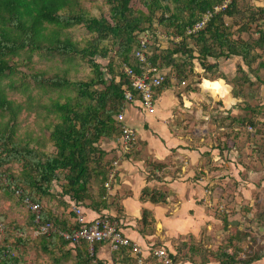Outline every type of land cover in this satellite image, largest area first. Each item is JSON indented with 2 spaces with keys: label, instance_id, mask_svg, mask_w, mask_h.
I'll use <instances>...</instances> for the list:
<instances>
[{
  "label": "trees",
  "instance_id": "obj_1",
  "mask_svg": "<svg viewBox=\"0 0 264 264\" xmlns=\"http://www.w3.org/2000/svg\"><path fill=\"white\" fill-rule=\"evenodd\" d=\"M141 9H134L130 4L131 0H104L107 16L104 13L99 15L89 14L83 7L81 0H0V110L8 118L4 123V129H0V168L11 162L19 163L18 173H12L9 168L0 172V178L4 182L1 189H6L13 193L12 187L20 188L32 199L40 201L41 197H46L49 201H55L61 208H67L70 203L82 205L84 199L89 200V205L98 213L100 207H107L104 182L110 167L111 158L105 159L107 152L103 150L98 142L101 138L114 139L119 134V123L116 115L122 107L125 90L131 89L125 74L121 72V63L127 62L133 66L136 72H140V65L133 57V50L138 44L139 36L150 33L152 39H160V33L168 38L179 37L178 40L169 39L171 46L160 48L159 44L149 46L148 60L157 67L167 69L165 79L160 88L170 82L174 77L178 81L187 77L186 67L192 69V60L196 59L203 68V72H214L219 68L220 61L231 57L239 58L241 70L244 75L234 76L235 92L234 97L249 96L254 99V92L246 91L239 86L251 84L252 78H256L259 83L264 84V30H259L258 37L244 40L240 33L248 28L246 23H242L236 32L231 29V25L225 22L224 17H233L237 11V0H231L227 6L214 12L216 5H221L223 0H139ZM211 11L212 15L205 23L204 27L195 34H186V28L192 26L206 11ZM263 14L264 7L252 11L249 15L251 20L259 17L255 13ZM159 13V14H157ZM258 15V14H257ZM171 28L167 33H163L156 28L154 23ZM75 25H81L91 35L84 47H79L68 36H63L65 29ZM110 40L116 49H109L102 46L104 41ZM260 50V52L257 51ZM26 53L30 58L33 52H38L45 60L53 61L55 56L71 58L80 55L86 58L89 63L92 75L87 78L71 80L65 75H54L48 78L35 76L37 86L42 83L54 88L72 89L75 92L73 97L67 96L65 101H53L45 108L47 112L55 114L58 121L49 131L48 139L54 146V152L47 153L43 150V145L36 143V147H31L28 142L21 143L13 139L14 126L17 114L22 108V104L13 106L8 100L2 82L5 78L14 74L15 68L10 62L13 56ZM114 51V55H112ZM119 58V61H115ZM242 65V67H241ZM120 68L115 72V68ZM247 67V69H245ZM238 68V67H237ZM217 78H226V73L220 72ZM222 79H213L217 92L223 94L225 98L234 102V98L229 93V86ZM210 79H202L200 87L206 85ZM42 82V83H40ZM10 88H17L14 81L9 79L7 84ZM159 87H157L159 89ZM236 87H239L236 89ZM155 88L154 90H158ZM26 87H24V90ZM222 90V91H221ZM234 90V88H233ZM134 93V92H133ZM140 100V98H138ZM141 103V101H140ZM257 107H263L264 105ZM249 104L240 107L241 114L236 116H225L234 125L246 127L247 125L256 128L260 125L257 119L251 116L257 108ZM254 110V111H253ZM224 121V119H223ZM12 122V124H10ZM264 128V124L263 127ZM264 132V129H263ZM232 139V137L226 136ZM233 145L234 142L232 141ZM220 153L228 150L226 145L218 146ZM129 155V154H127ZM126 155V156H127ZM59 172L63 173L64 183L61 190L53 191V184L59 180ZM144 187L141 191L140 200L148 199L153 203L163 202L166 193L160 189ZM264 190V185H263ZM38 195V196H37ZM67 201H64L65 197ZM50 202V203H51ZM49 204V203H48ZM49 206V205H48ZM46 206V207H48ZM45 206L42 209V221H52L56 226H64L66 220H61L55 216V220L44 215ZM49 208V207H48ZM50 209V208H49ZM100 211V212H99ZM71 212V211H70ZM72 213V212H71ZM28 220H24L23 226H32V215L27 214ZM149 211L143 210L141 213V224H148L147 217ZM4 221V214L1 216ZM72 217L73 213H72ZM259 223L264 226V211L257 217ZM117 219V218H116ZM118 220V219H117ZM9 223V221L7 222ZM58 223V224H57ZM59 223L61 225H59ZM151 223V220H150ZM226 228L229 221L223 219ZM5 224V221H4ZM10 226H15L9 223ZM6 227V226H5ZM77 224L71 222L67 228H76ZM65 228V226L63 227ZM230 236V252L222 251L213 255H203L201 262L209 260L217 261V264H250L253 260L260 258L258 250L243 259H239L238 252L242 251L239 245H232L233 239L243 240L237 232ZM56 234L42 237L40 247L42 250H49L55 246L68 245L63 252L67 256L76 252L74 258L68 260L69 264H90L92 260L101 263L95 256H90L87 252V243L81 242L74 247L68 242L55 237ZM12 235L5 231V235L0 239V264H17L19 258L11 254L12 245L8 243ZM17 242L24 244L22 236H14ZM192 243V242H191ZM188 250L183 255L172 253L169 250L173 261L189 260L193 262L192 254L194 247L189 244H182ZM257 245V244H256ZM253 248V245H250ZM252 250V249H251ZM122 261L128 260L124 249L120 252ZM85 256V257H84ZM117 255H114V258ZM61 259V258H60ZM149 264H158L155 258L147 259ZM61 264L60 260L56 261Z\"/></svg>",
  "mask_w": 264,
  "mask_h": 264
},
{
  "label": "crops",
  "instance_id": "obj_2",
  "mask_svg": "<svg viewBox=\"0 0 264 264\" xmlns=\"http://www.w3.org/2000/svg\"><path fill=\"white\" fill-rule=\"evenodd\" d=\"M159 40L160 48L168 46L166 39ZM192 61L198 64L195 59ZM224 62L219 64V69L223 72L226 67ZM169 68L163 70L167 72ZM197 68L200 69V66ZM202 79L207 78H201L200 82ZM184 84L171 77L169 83L154 90L151 112L142 108L138 96L124 105V122L134 130L136 137L134 148L129 155L123 156L118 153L120 145L118 135L114 136V139H100L99 146L111 154L112 160L118 158V162L115 177L110 188L106 190V197H102L107 207H100L99 210L117 218L120 233L144 250L163 246L176 255L179 250L178 255H183L188 247L181 246V243L186 242L188 246L194 247V253L197 252L195 255L202 258L204 253L201 252L199 242H205L208 237H203L201 230L203 227L207 229L214 225L217 227L219 219L215 213L222 201L224 207L234 206L232 210H226L222 217L229 221L227 227L244 228L251 234L250 229L256 226L258 231H263L261 237L263 240L260 241V237H256L255 233L250 236L256 238V244L260 242V245H264V226L257 218L261 212L256 214V220L250 217L249 212V222H245L242 217L245 205L255 208L254 200L262 204L264 199V195L255 199V195L260 189L263 190L264 185V144L261 145L264 143L262 128L264 108L257 107L255 113L250 114L257 115L256 119L260 123L258 127L253 128L249 125L241 127L233 124L229 131L231 133L229 137L233 140L222 136L221 131L217 132L221 137H215L212 132L216 126L219 130L224 129L219 122L216 123L217 115H221L222 118L227 115L233 117L241 114L240 108L232 104L233 101L228 98L224 99L223 107L219 105L218 108H213L215 105L213 101L212 106L209 105L211 96L222 99L223 94L220 93H224L222 90L217 92L219 89L215 87L213 80L201 87L197 82L195 85L199 88L192 89L185 88ZM227 101L230 105L226 103ZM204 102H207V105ZM258 104L262 106L264 101ZM248 127L250 130H247ZM226 133L228 131H225ZM219 145H226L228 150L222 151L221 154ZM57 183L55 182V185ZM144 187H155L154 189L165 192V200L159 203H153L148 199L140 200ZM64 197V201H67L66 196ZM114 199L119 204L120 212L116 211L118 214L112 207ZM42 203L45 207L48 206L46 202ZM89 203L88 199H84L82 203L83 214L88 220L100 214ZM10 206V209L8 208L10 211L17 210L16 207ZM48 207L45 208L44 215L53 220L55 216L66 220L65 228L60 226L62 229H67L71 225L73 217L70 205L62 209L58 203L52 201ZM144 209L149 211V216L148 224L143 225L140 219ZM27 216L26 214L18 220L24 221ZM222 222L220 220L219 228H222ZM55 237L59 238L57 235ZM241 242L244 244L245 241ZM233 244L238 245L239 241ZM256 244L253 245V249ZM242 246L244 249V245ZM63 247L67 249L68 245ZM94 252L95 258L103 264H113L112 261L114 262L116 258L106 244H96ZM59 255L63 256V252ZM75 255L76 252L71 253L65 262ZM259 255L260 258L250 264H264V249L260 250ZM244 257L245 255L241 254L239 259ZM217 263L212 259L205 263L201 260L177 261V264Z\"/></svg>",
  "mask_w": 264,
  "mask_h": 264
},
{
  "label": "rangeland",
  "instance_id": "obj_3",
  "mask_svg": "<svg viewBox=\"0 0 264 264\" xmlns=\"http://www.w3.org/2000/svg\"><path fill=\"white\" fill-rule=\"evenodd\" d=\"M84 9L91 15H99L101 13H104L105 15L107 14L106 10V5L104 0H81ZM130 4L134 9H141L142 11L146 12V9L141 6V3L139 0H131ZM260 7H264V0H237L236 2V9L238 12L234 14V16L231 17H224L225 22L229 25H231V29L235 31V36L239 33L236 32V29L242 24L246 23V27L248 28L245 32L240 33V37L244 40H250L253 41V39L257 38L259 33L258 31L264 30V13L259 14L255 13L257 17H259L257 20H251V16L249 15L252 13V11H255V9H258ZM159 14V13H157ZM258 14V15H257ZM107 16V15H106ZM156 25V28L160 30L163 33H167V30H170L171 28H168L163 25H159L158 23H154ZM162 34V33H160ZM63 36H68L71 38L74 43H76L79 47H84L87 45L88 40L90 39L91 35L88 34V32L82 27L81 25H75L71 28L65 29L62 32ZM159 39H153L150 42V47L153 48V45L158 43L159 44ZM169 41V40H167ZM168 45L171 46L172 43L168 42ZM102 46H106L109 49H116V45H114L110 40L104 41ZM258 52H260L259 49H257ZM114 55V51L111 53ZM261 58L263 57V54H261ZM119 58H115V61H119ZM196 60V59H195ZM225 59H223L221 62H224ZM239 58L231 57L224 62L226 64V67L224 68L226 73V78L223 79V81L229 86V93L232 95L235 92V81L234 76L236 74L239 75H244V72L240 68L239 63ZM12 65H14L15 72L14 74L10 75L9 77L5 78L2 82V85L5 89V94L8 100L12 101L13 106H16L17 104H22V108L17 114L14 126V133H13V139L20 141L21 143L28 142L31 147H36V143H40L43 145V150L47 153H52L54 152V146L52 143L49 141L48 136H49V131L51 130L52 126L58 121L57 117L53 113L47 112V109L45 108L47 105H50L53 101L58 100L60 102L65 101L67 96L73 97L75 95V92L72 89H61V88H54L53 86L47 85L46 83H42L43 86H37V80H35V76L39 78H48L52 77L54 75H65L71 80H77L79 78H87L92 75V70L87 62L86 58L80 56V55H75L71 58L67 57H59L55 56L53 61L45 60L41 54L38 52H33L30 55V58L26 56V53L23 51L20 52V55L18 56H13L12 60L10 62ZM192 69L190 70L189 67H186L187 71V77L186 78H181L182 80L185 81L184 87L188 89L192 88H199L198 85H195V83L200 82L201 78H207L210 80L213 79H218L217 76L219 75L217 71L219 72V68L217 71L214 72H203V68L200 66V69H198V61L196 60L193 62ZM196 67V68H195ZM238 67V68H237ZM242 67V65H241ZM247 69V67H245ZM248 70V69H247ZM115 72H119L120 68L116 67ZM222 72V71H220ZM223 73V72H222ZM252 74L249 76L250 78ZM9 79L14 81V85L17 88H10L7 86L9 83ZM254 82L251 84H247V82L239 86L240 89H243V93L246 91H251L254 92V99H250L249 96H244V97H237V99L234 100L232 104H236L235 106L240 108L243 107L245 104H249L252 106L257 107L260 102L264 101V84H259V81L256 80V78H253ZM24 87L26 89L24 90ZM239 87H236L238 89ZM234 88V90H233ZM234 91V92H233ZM256 94V95H255ZM233 96V95H232ZM212 99L209 101V105L212 106V101L215 102V105L213 108H218L219 105L223 107L225 106L223 100L221 98H216L214 96H211ZM234 97V96H233ZM207 105V102H204ZM227 104L228 101L226 102ZM228 105V106H229ZM206 107V106H205ZM1 113H5L4 111H1ZM0 113V129H4V123L6 122L8 116L7 115H2ZM216 117V123L219 122V125H222L224 127L223 130L217 129L218 127L216 126V129L212 132V135L215 137H221L217 132L223 134L222 136H231L230 131V124L231 123L228 118H222L220 117L221 115H217ZM225 117V116H223ZM256 116H253L254 119H256ZM220 118V121H219ZM224 119V121H223ZM12 124V122H10ZM228 131V133L225 134V131ZM247 130H250V127H248ZM244 137V135H243ZM264 142V141H263ZM262 143V142H261ZM100 145V140L98 142ZM262 143L261 145H263ZM264 148V147H263ZM262 153V152H260ZM107 157L105 158L106 160L108 158L112 159V156L110 153L106 155ZM9 168L12 173H18L20 170V165L19 163L11 162L7 165L3 166V169L0 168V172L4 171V169ZM4 179L3 177L0 178V183H3ZM64 183L63 180V173L59 172V180L58 183L55 185L53 184V191L58 192L61 190V185ZM2 185V184H0ZM13 191V190H12ZM227 192V190H226ZM264 195V190H259L257 194L255 195V199L258 197H262ZM38 196V195H37ZM42 202H46L47 205H50V202L46 197H41ZM49 203V204H48ZM255 208L250 206L251 208L248 207V205H245L243 207L244 209V214H242V217L244 218V221L249 222V212H251L250 217H253L255 219L259 212L264 211V199L262 201V204L255 202ZM224 203L217 206L218 211H216L215 215L219 219V222L223 221L222 217L225 215L226 210H232L234 206H226L224 207ZM16 207L17 210L10 211L9 207ZM229 205V204H228ZM112 207L116 211L120 212L119 210V204L116 199H114L112 203ZM9 208V209H8ZM49 209V208H48ZM1 214L6 217L4 218L3 225H4V230L0 234V239H2L5 235V231L12 235L9 238V242L12 245L11 249V254L14 255L15 257L19 258V262L17 264H57V260L61 261V264H69L68 261L65 257V254L63 256H60V252H64L66 250L65 247L62 246L61 249L60 246H55L52 249H49L47 251L42 250V247H40L42 237L35 235V232L33 230V227H25L23 226V222L18 220L20 217L25 216L28 214V211L25 207H23L20 199L13 193H10L6 189H1L0 186V216ZM118 214V213H117ZM241 217V218H242ZM2 219V217H1ZM256 220V219H255ZM11 222L12 225L16 224L15 226H10L9 223ZM219 222H217V227H212L207 229L206 227H203L201 230V234H203V237H208V240L205 242H199L200 248L202 249L201 252H203V255H213L215 253H220L222 251L230 252V247L231 245L230 242V236H233L237 232L241 237L244 239V244H242V240L239 241V244L241 247L244 245V249L242 251L238 252V257L241 256V254L250 255L252 254L253 251L260 249H264V245H260V242L257 243V246L253 249L250 245L256 244V238H253L250 236L251 234H254L256 237H260V241L263 240L262 237V232L263 231H258L257 227L254 226L251 230V234L249 231L244 230V228H236L234 226H229V227H224V223L222 222L223 226L222 228H219ZM255 222V221H254ZM256 223V222H255ZM221 224V225H222ZM6 226V227H5ZM149 227V226H148ZM250 227V226H248ZM225 228V229H223ZM223 230V231H222ZM210 232V234H206L207 232ZM222 233V234H221ZM14 236H22L23 237V243L17 242ZM233 242L238 241L237 239H233ZM184 242L181 243V246ZM186 243V242H185ZM191 243V242H190ZM180 243H178L179 245ZM187 244V243H186ZM195 245V244H194ZM199 248V250H200ZM250 249V252H249ZM253 249V250H251ZM186 250V249H185ZM187 251V250H186ZM197 253V252H196ZM192 254V259L194 261L199 262L201 258H198L195 254ZM199 254V253H198ZM197 254V255H198ZM71 255V254H70ZM201 255V254H200ZM69 256V255H68ZM67 256V258H68ZM196 256V258H195ZM61 258V259H60Z\"/></svg>",
  "mask_w": 264,
  "mask_h": 264
},
{
  "label": "built area",
  "instance_id": "obj_4",
  "mask_svg": "<svg viewBox=\"0 0 264 264\" xmlns=\"http://www.w3.org/2000/svg\"><path fill=\"white\" fill-rule=\"evenodd\" d=\"M230 1L231 0H223L222 4L216 5L213 11L217 12L224 9ZM211 15L212 12L209 10L204 12L199 20H197L192 26L186 28V34H195L201 30ZM160 38L166 40L179 39V37L168 38L164 34H160ZM151 39L152 36L148 32L139 36L138 44L133 50V57L140 65V72H136L133 66L127 62L121 63V72L127 77L131 88L130 90H125L122 107L115 117L119 123L118 141L120 142V145L118 153L123 156L131 153L136 141L134 130L124 122V105L132 102L134 98L138 96L142 108L151 112L154 103V89L159 87L165 79L166 72L156 65H153L148 60ZM184 83V81L181 82V84ZM117 162L118 158L113 159L110 163L107 179L104 182L106 190L110 188L115 177V167ZM12 190L20 199L23 207L31 213L33 217L32 227L37 236L56 234L60 239L68 242L72 247L81 242H86L87 252L90 256H95L94 250L96 244H106L109 250L114 253V255H117L114 262L112 261L113 264H149L147 259L150 257L155 258L158 264H177V262L172 260L169 251L165 247L156 246L144 250L136 242H133L127 236L122 235L119 231V222L117 219L106 213H100L88 220L83 214L82 205L70 203V211L73 213V221L77 224V227L71 230L62 229L56 226L52 221H42V209L44 207L42 202L32 199L29 194L24 193L20 188L12 187ZM3 230L4 225L0 217V234ZM123 249L128 256V261L126 262L122 261V254H120ZM90 264L98 263L93 259Z\"/></svg>",
  "mask_w": 264,
  "mask_h": 264
}]
</instances>
